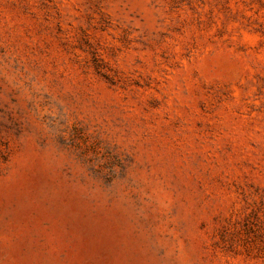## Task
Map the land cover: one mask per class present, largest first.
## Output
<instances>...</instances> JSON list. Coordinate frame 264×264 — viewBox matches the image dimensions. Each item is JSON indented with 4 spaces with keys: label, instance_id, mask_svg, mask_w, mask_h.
I'll return each instance as SVG.
<instances>
[{
    "label": "rangeland",
    "instance_id": "obj_1",
    "mask_svg": "<svg viewBox=\"0 0 264 264\" xmlns=\"http://www.w3.org/2000/svg\"><path fill=\"white\" fill-rule=\"evenodd\" d=\"M0 264H264V0H0Z\"/></svg>",
    "mask_w": 264,
    "mask_h": 264
}]
</instances>
